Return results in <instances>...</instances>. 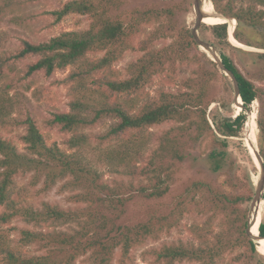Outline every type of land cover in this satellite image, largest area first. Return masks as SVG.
Here are the masks:
<instances>
[{"label": "trees", "instance_id": "obj_1", "mask_svg": "<svg viewBox=\"0 0 264 264\" xmlns=\"http://www.w3.org/2000/svg\"><path fill=\"white\" fill-rule=\"evenodd\" d=\"M209 1L219 15L237 22V40L242 42L245 28L261 29L264 40V0ZM27 2L0 0V21ZM126 5L128 0H72L53 12L55 21L71 14L88 16L87 29L63 32L42 43L22 40L8 51L2 49L8 37L0 30V127L24 129L19 136L23 152L13 139L0 134V264H75L80 257L85 264H114L117 252L118 264H134L136 251L183 227L190 238L148 247L143 260L223 264L228 255L232 257L229 264H264V255L250 235L251 229L264 247L260 239L264 238L263 205L258 227L251 228L249 216L257 192L253 172L257 175L258 170L251 156V170L237 168L230 152L232 139L244 131L246 112L258 103L256 140L264 168V89L248 79L229 56L220 54L221 62H214L200 54L192 30L179 27L178 5L143 9ZM211 28L215 42L228 43V24ZM145 34L148 37L137 46L143 56L129 65L127 78H119L115 64L136 48L137 36ZM162 39L173 41L155 48L154 43ZM259 48L264 49V44ZM256 55L264 61V53ZM200 58L206 59L208 68L188 80L190 92L162 90L155 99L146 97L147 86L166 66H189ZM68 67L72 71L63 83L68 86L69 110L46 121L50 129L70 136L64 142L67 151L57 143L48 144L33 117L14 114L19 88L29 91L35 75L52 76ZM221 68L238 84L242 111L235 118L214 113L210 123L207 111L212 103L219 104L218 111L233 102L227 86L223 96L215 95L220 79L226 80ZM105 120L111 125L104 132H86ZM168 122L175 125L161 135L153 137L149 132ZM204 142L212 147L203 160L206 171L224 176L223 182L190 179L173 195L180 166L194 145ZM93 143L94 152L103 157L102 164L86 153ZM99 165L114 177L105 179ZM20 174H31L32 186L42 184L44 191L62 183L61 190L74 206L23 203L14 192ZM261 200L264 203V191ZM134 204L140 214L132 222L128 213ZM16 220L27 227L7 228ZM187 220L190 223L184 224ZM11 230L17 238H11ZM24 248H36L37 253L30 255Z\"/></svg>", "mask_w": 264, "mask_h": 264}, {"label": "rangeland", "instance_id": "obj_2", "mask_svg": "<svg viewBox=\"0 0 264 264\" xmlns=\"http://www.w3.org/2000/svg\"><path fill=\"white\" fill-rule=\"evenodd\" d=\"M70 1L72 0H28L24 7L17 9L13 13L6 14L0 21V30L8 37V42L5 46H3L2 49L6 51L16 49L20 46L22 40H27L33 43H42L50 40L52 37L60 35L63 32L81 31L87 29L91 22L88 16L71 14L60 22L55 21L53 12L60 10L66 3ZM194 1L195 0H128V5L125 7L129 9H143L145 7H150V5H155L159 8L178 5L179 9L177 11L176 20L178 21L179 27L181 28L184 26L193 30L196 28L197 24ZM247 4V2L242 3V5ZM204 11L208 14H218L213 4L209 0H206ZM209 17L214 19V16ZM219 21L225 22V20L220 19L214 20L215 23ZM211 26V24L208 25V23L201 22L197 27L198 38L211 47L208 49L203 46H199V53L203 55L205 54L209 60L214 62H221L220 54L229 56L232 60H234L240 71L248 79L255 83L256 86L264 89V61L260 60L256 55L263 54L261 51L264 50L259 48L264 44V40L261 36L262 30L245 28L242 33L243 40L240 42L234 37L237 22L230 20L228 26L230 30L233 27V32L230 31L231 33H229L228 43L225 41H218L217 43L215 42ZM149 32L150 29H147V33ZM146 37H148L146 34L142 37L137 36V39L135 40L136 48L134 50L127 51L123 55L122 59L115 64L114 69L117 71L119 78H127L129 65L137 62L143 56L144 52L138 50L137 46L139 42H141ZM233 37L237 44L234 43L233 45V43L230 42V39ZM172 41L173 39H162L155 42L154 47L158 49L169 45ZM211 50L216 53L218 60L214 58ZM195 52L193 51V53ZM29 62H31V60L26 61L25 63L27 64ZM199 62H193L189 66L179 63H176L174 66H166L163 72L157 75L147 86L145 90L146 97L148 99H155L162 90L177 94L180 92H190L186 85L188 80L196 77L201 68H208L205 58H200ZM71 71L72 67H68L64 70H57L52 76H46L44 72L35 75L33 77L34 84L29 91H25L23 88L18 89L17 92L19 94V103L14 114V116H22L23 118L26 115L33 117L37 121L38 126L42 130L43 134H45L48 144L51 145L53 143H57L62 150H67V146L64 144V142L65 139L70 136L59 132L57 129H50L46 125V121L50 120L54 114L67 112L69 110L68 86L64 84L63 81L67 78ZM223 74L226 77V80L220 79L215 95L217 97L223 96L222 93L224 92V86H227L229 88L228 95L233 98V102H231L228 109H219L218 111H216L215 108H217L219 104L212 103L207 111L210 123H212L211 116L214 113H220L222 117L235 118L242 111V104L239 106L237 101L235 82L233 83L232 77L225 71H223ZM233 91H235L234 94ZM12 94H16L15 91H13ZM258 106V103L251 105L249 111L246 112L247 121L241 137L232 139L230 144V152L232 153L231 159L236 162L237 168L246 171L251 170L252 164L250 162V156L253 158L255 166L258 170L257 175L253 172V180L256 184H258L262 174L258 159L256 157V153L259 152L258 143L256 140L258 128L255 127ZM253 114H256V116H253ZM250 122L253 127L249 126ZM110 125L111 121L105 120L95 127L86 130V132L92 135L102 133L108 129ZM174 125L175 124L173 122H168L151 128L149 132L153 135V137H157L164 131L169 130ZM0 134L4 137L13 139L17 144L18 149L23 152L24 144L19 140V136L24 134L23 128L9 130L0 127ZM153 143L155 142L153 141ZM95 147L96 143H93L86 153L90 155V157H92L95 162L102 164L101 159L103 157H101L98 152H94ZM211 148L212 147L210 144H208V142L197 143L194 145L193 149L190 150L191 155L189 156L187 162L180 166L178 179L179 183L177 184L178 188L172 193L173 195H175L178 191H181V185L187 183V181L190 179L208 177L217 180L219 183L223 182L224 176L215 177L208 174L206 171L207 169L203 160ZM99 168L106 174L105 179H111L114 177V175L110 173L109 170L104 166L99 165ZM31 181V174H20L15 179L16 185L14 192L15 194L19 195L18 197L23 203L39 207L43 202H48L52 205H59L65 209L74 206L68 203V194L61 190L62 183L53 187L49 191H44L42 189V184L32 186ZM166 200L168 201L169 198ZM252 205L249 212L250 220L252 219ZM262 205L263 213V201L261 203L260 210H262ZM139 210L140 207L137 204H134L130 207L128 214L132 222L137 220V216L140 214ZM260 210L258 213L259 218H257L256 224L258 223V219L261 220ZM185 223H190V220L185 221L184 224ZM14 227L24 228L27 226L21 220H16L7 228L10 229ZM218 230L219 229H216V232ZM10 233L11 238H17L16 231L11 230ZM188 238H190V234L185 227H183L181 230H175L171 232L170 235L164 236L160 242L156 244L149 243L147 246L136 251L134 253V264H151V259L144 261L142 256L143 251L148 247L161 246L162 244H172L178 242L179 240L186 241ZM258 244L260 245V243ZM257 248L259 253L264 252L258 246ZM23 251L30 255L37 253L36 248H24ZM119 256L120 254L117 252L113 262L114 264H118L117 262L119 260ZM231 260L232 257L227 255L223 264H229ZM75 264H85V258H78ZM180 264L190 263L185 262Z\"/></svg>", "mask_w": 264, "mask_h": 264}, {"label": "water", "instance_id": "obj_3", "mask_svg": "<svg viewBox=\"0 0 264 264\" xmlns=\"http://www.w3.org/2000/svg\"><path fill=\"white\" fill-rule=\"evenodd\" d=\"M206 6V0H195L194 1V9H195V12H196V16H197V24H196V28L192 30L193 34L195 35L196 39H197V42H198V45L199 46H203L205 48H211L207 43L201 41L198 36H197V27L198 25H200V23H204V19L209 17V16H216V17H219L221 18L222 20H225V23L224 24H228L230 22L229 19H226L225 17L223 16H220L218 14H208L204 11V8ZM229 33H230V29H229ZM264 53V50L261 51ZM211 53L212 55L214 56V58H216L218 60V57L216 55V53L214 51L211 50ZM228 75L231 76V74L224 70ZM232 77V76H231ZM233 78V77H232ZM235 82V81H234ZM235 87H236V94H237V101L238 99H240V94H239V89H238V84L237 82H235ZM243 104V103H242ZM256 157L258 159V162H259V166H260V169H261V177H260V180L257 184V192H256V197L254 199V202H253V205H252V219H251V228L253 226H255L256 222H257V218H258V213H259V210H260V206H261V203H262V200H261V195L264 191V168L262 166V160L260 159L259 157V152L256 153ZM256 213V214H255ZM250 235L254 238V240H256V238L253 236L252 234V231L250 229ZM260 237V236H259ZM260 239H264V238H261ZM256 244L258 245V242H256Z\"/></svg>", "mask_w": 264, "mask_h": 264}, {"label": "bare ground", "instance_id": "obj_4", "mask_svg": "<svg viewBox=\"0 0 264 264\" xmlns=\"http://www.w3.org/2000/svg\"><path fill=\"white\" fill-rule=\"evenodd\" d=\"M216 19H220V20H222L221 18H219V17H216V16H214ZM212 19L211 17H207V18H205L204 19V23H208V24H217V23H225V22H221V21H219V22H214V20H216V19ZM231 32H233V27L231 28V30H230ZM230 32V33H231ZM230 42H232L233 43V45H234V43H236L237 44V42L235 41V39H234V37L232 38V39H230ZM238 104H239V106L242 104V100H241V98L240 99H238ZM241 110V109H240ZM252 119V118H251ZM249 126H251V127H253L252 126V124H251V122H250V124H249ZM258 218H259V216H258ZM260 225V219H258V223L256 224V226L258 227ZM255 238H256V241L258 242V235H256L255 236ZM259 248H261L263 251H264V247L263 246H260L259 244L257 245ZM262 255H264V252H260Z\"/></svg>", "mask_w": 264, "mask_h": 264}]
</instances>
